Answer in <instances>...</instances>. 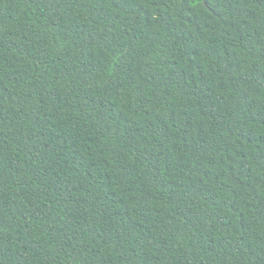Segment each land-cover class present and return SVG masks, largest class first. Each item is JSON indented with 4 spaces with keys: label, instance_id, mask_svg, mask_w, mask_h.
Masks as SVG:
<instances>
[{
    "label": "trees",
    "instance_id": "16d2710c",
    "mask_svg": "<svg viewBox=\"0 0 264 264\" xmlns=\"http://www.w3.org/2000/svg\"><path fill=\"white\" fill-rule=\"evenodd\" d=\"M0 264H264V0H0Z\"/></svg>",
    "mask_w": 264,
    "mask_h": 264
},
{
    "label": "water",
    "instance_id": "95a60500",
    "mask_svg": "<svg viewBox=\"0 0 264 264\" xmlns=\"http://www.w3.org/2000/svg\"><path fill=\"white\" fill-rule=\"evenodd\" d=\"M207 5V3H205ZM208 6V5H207Z\"/></svg>",
    "mask_w": 264,
    "mask_h": 264
}]
</instances>
